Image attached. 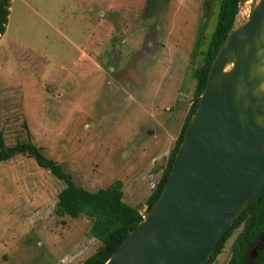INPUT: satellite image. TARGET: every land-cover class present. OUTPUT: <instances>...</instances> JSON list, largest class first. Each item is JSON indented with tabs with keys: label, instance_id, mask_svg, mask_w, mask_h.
<instances>
[{
	"label": "rangeland",
	"instance_id": "obj_1",
	"mask_svg": "<svg viewBox=\"0 0 264 264\" xmlns=\"http://www.w3.org/2000/svg\"><path fill=\"white\" fill-rule=\"evenodd\" d=\"M209 1L207 13L206 0H12L0 43L6 145L31 139L90 191L121 181L124 201L146 212L193 103L219 7ZM64 187L34 158L0 162V264H80L98 249L89 217L56 215ZM242 228L213 264H228Z\"/></svg>",
	"mask_w": 264,
	"mask_h": 264
},
{
	"label": "water",
	"instance_id": "obj_2",
	"mask_svg": "<svg viewBox=\"0 0 264 264\" xmlns=\"http://www.w3.org/2000/svg\"><path fill=\"white\" fill-rule=\"evenodd\" d=\"M263 195L264 0H240L158 200L104 264H206Z\"/></svg>",
	"mask_w": 264,
	"mask_h": 264
},
{
	"label": "trees",
	"instance_id": "obj_3",
	"mask_svg": "<svg viewBox=\"0 0 264 264\" xmlns=\"http://www.w3.org/2000/svg\"><path fill=\"white\" fill-rule=\"evenodd\" d=\"M239 1L219 0L216 24L204 52L203 64L196 70L197 83L193 103L166 162L162 176L146 201V212L158 200L167 182L177 151L195 114L200 96L205 89L211 64L234 27L239 11ZM206 2L208 13L210 1L206 0ZM10 7L11 0H0V38L7 29ZM201 42L202 37L200 36L196 44V50ZM17 155L34 158L38 165L50 170L52 174L65 183V187L58 196L55 208L56 215H69L74 218L85 215L91 219L90 233L101 244L94 253L80 264H104L115 253L129 233L142 221L143 212L141 208L124 201L121 181H115L108 187L100 188L97 191H90L77 185L72 175L66 172L59 162L48 157L44 149L31 139L8 146L3 133L0 132V162L8 161ZM241 226H243L242 231L232 244L231 258L228 264H264V247L259 251L253 262L249 261L251 248L261 243L264 238V195L237 215L228 231L217 242L206 264H213L216 261L217 257L223 252L229 238Z\"/></svg>",
	"mask_w": 264,
	"mask_h": 264
},
{
	"label": "crops",
	"instance_id": "obj_4",
	"mask_svg": "<svg viewBox=\"0 0 264 264\" xmlns=\"http://www.w3.org/2000/svg\"><path fill=\"white\" fill-rule=\"evenodd\" d=\"M12 1V0H11ZM11 8H12V6L10 7V11H11ZM9 17H10V15H9ZM9 22V21H8ZM8 25V24H7ZM7 30V29H6ZM2 38H3V36L1 37V39H0V43H1V41H2ZM83 54L84 55H87V53H85V52H83Z\"/></svg>",
	"mask_w": 264,
	"mask_h": 264
},
{
	"label": "flooded vegetation",
	"instance_id": "obj_5",
	"mask_svg": "<svg viewBox=\"0 0 264 264\" xmlns=\"http://www.w3.org/2000/svg\"><path fill=\"white\" fill-rule=\"evenodd\" d=\"M205 3H207V2H205ZM205 10H206V4H205Z\"/></svg>",
	"mask_w": 264,
	"mask_h": 264
},
{
	"label": "built area",
	"instance_id": "obj_6",
	"mask_svg": "<svg viewBox=\"0 0 264 264\" xmlns=\"http://www.w3.org/2000/svg\"><path fill=\"white\" fill-rule=\"evenodd\" d=\"M145 212H143V214H144Z\"/></svg>",
	"mask_w": 264,
	"mask_h": 264
}]
</instances>
